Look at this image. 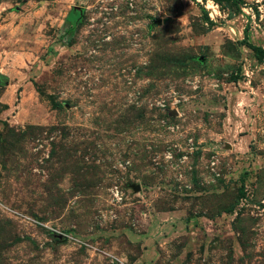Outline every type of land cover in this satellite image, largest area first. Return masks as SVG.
<instances>
[{
  "label": "rangeland",
  "instance_id": "1",
  "mask_svg": "<svg viewBox=\"0 0 264 264\" xmlns=\"http://www.w3.org/2000/svg\"><path fill=\"white\" fill-rule=\"evenodd\" d=\"M231 4L0 0V264H264V0Z\"/></svg>",
  "mask_w": 264,
  "mask_h": 264
},
{
  "label": "trees",
  "instance_id": "2",
  "mask_svg": "<svg viewBox=\"0 0 264 264\" xmlns=\"http://www.w3.org/2000/svg\"><path fill=\"white\" fill-rule=\"evenodd\" d=\"M214 2H216L217 4H219L220 6L224 5V4H228L227 6L229 8H231L232 4H236L237 0H213ZM247 30H244V34L246 35ZM246 46L248 48H250L253 52L254 57L258 60L261 61L264 59V48L259 47V46H254L250 43H245Z\"/></svg>",
  "mask_w": 264,
  "mask_h": 264
},
{
  "label": "water",
  "instance_id": "3",
  "mask_svg": "<svg viewBox=\"0 0 264 264\" xmlns=\"http://www.w3.org/2000/svg\"><path fill=\"white\" fill-rule=\"evenodd\" d=\"M1 80H2L4 83H7V80H6L5 78H1ZM138 189H139V187H138V186H135L134 190L136 191V190H138Z\"/></svg>",
  "mask_w": 264,
  "mask_h": 264
}]
</instances>
